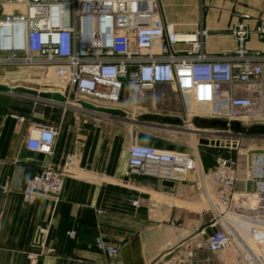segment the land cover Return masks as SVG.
Listing matches in <instances>:
<instances>
[{"label": "built area", "instance_id": "2783aa9c", "mask_svg": "<svg viewBox=\"0 0 264 264\" xmlns=\"http://www.w3.org/2000/svg\"><path fill=\"white\" fill-rule=\"evenodd\" d=\"M19 4L22 11L0 19V66L53 71L66 83L67 107L82 109L80 101L109 107L104 103H120L127 94L168 87L193 117L225 122L230 130L233 123H261L264 56L246 47L250 32L242 22L230 29L237 50L211 57L205 52L208 31H178L175 24L163 21L159 0H20ZM257 32L264 40V24ZM204 106L211 111L206 113ZM59 134L52 125L37 124L26 147L52 155ZM231 146L234 157L216 159V217L209 225L212 232L203 231L205 244L198 250L234 251L243 264H264V152L245 154L239 142ZM73 166L69 159L62 170L47 168L33 176L24 201L32 204L42 194L59 199ZM199 168L190 154L133 144L126 176L174 185ZM43 233L39 226L34 244L42 243ZM97 243L108 256L119 254L117 246H107L101 239ZM196 258L198 253L190 250L172 264H189Z\"/></svg>", "mask_w": 264, "mask_h": 264}, {"label": "crops", "instance_id": "0c3cea01", "mask_svg": "<svg viewBox=\"0 0 264 264\" xmlns=\"http://www.w3.org/2000/svg\"><path fill=\"white\" fill-rule=\"evenodd\" d=\"M159 5L163 21L175 24L178 31H208V56L221 57L237 50L238 42L230 29L241 22L250 32L246 47L264 56V40L257 32L264 24V0H159ZM50 79L52 91L41 90L42 81L6 86L64 94L66 83L56 76ZM40 100L34 101L40 113L27 116L18 114L12 103L2 102L0 92V264H172L169 260L177 247L191 241L187 239L192 234L187 235L191 231L187 222L179 225L181 211L162 206L155 196L174 194L171 192L178 184L166 187L154 178H128L129 153L113 160L105 153L110 148L101 139V128L79 119L83 114L90 118L96 113ZM37 124L52 125L60 131L52 155L26 147ZM163 148L183 152L174 144ZM69 159L74 166L60 198L42 194L27 204L24 190L28 180L47 168L62 170ZM195 159L204 165L203 159ZM212 163L216 165L215 158ZM97 179L101 182L96 183ZM132 201H139V205H132ZM39 226L44 233L42 243L36 245ZM99 239L107 246H117L119 254L110 257L100 251ZM197 253L201 259L208 256L204 249Z\"/></svg>", "mask_w": 264, "mask_h": 264}, {"label": "rangeland", "instance_id": "374dc122", "mask_svg": "<svg viewBox=\"0 0 264 264\" xmlns=\"http://www.w3.org/2000/svg\"><path fill=\"white\" fill-rule=\"evenodd\" d=\"M20 11H22V7L17 0H0V19L4 15L17 14ZM54 76L53 71L44 69L0 66V84L2 85L7 83L20 84L21 81L27 80L42 81L40 89L52 91L53 83L50 78ZM1 95L2 102L12 103L18 114L28 116L41 111L39 104L36 105L34 102L35 99L40 100L39 98L10 93H1ZM118 104L120 107L108 105L109 107L106 108L121 109L127 115L129 114L127 118L105 115L107 118L102 119L96 116L102 114H96L90 118L87 114L79 116L81 123L91 122L101 128L99 131L101 139L106 141L110 148L105 153L112 156L113 160L122 154L129 153L133 144L161 150L168 144H174L184 153L194 154L198 159H203V166L196 159L200 168L177 183V189L171 192L174 194L155 196V199L162 206H172L181 211L182 217L178 219L179 225L183 226L184 222H187L191 230L188 231L187 235L192 234L187 239L191 241L178 246L169 261L174 260L181 253H188L190 250L194 253L201 249L206 250L205 248L198 250V247L204 246L202 233L206 229L208 233L212 232L209 225L216 217L217 185L213 181L215 166H213L212 160L220 156L234 157L235 147H232L231 144L236 145L237 142H239L242 153L264 152V135L248 132L249 129L258 124L264 125V116L259 121L261 123L250 122L243 125V132L223 129L220 125H211L212 122L218 120L188 115L183 100L175 91L167 87H158L154 90L132 95L127 94L125 99ZM133 119L135 122L132 121ZM176 120L179 121L178 124L172 123ZM100 182L99 179L96 180V183ZM134 203L139 205V201H132V205ZM184 218H187L186 221ZM176 230L179 232L180 227ZM207 255L204 259L198 256L193 261H189V264H208L210 261H213L214 264L218 261L223 264H243L234 251L220 253L218 255L221 257L218 259L213 257L217 254L207 252Z\"/></svg>", "mask_w": 264, "mask_h": 264}, {"label": "water", "instance_id": "95a60500", "mask_svg": "<svg viewBox=\"0 0 264 264\" xmlns=\"http://www.w3.org/2000/svg\"><path fill=\"white\" fill-rule=\"evenodd\" d=\"M0 92L1 93H10V94H22V95H27L35 98L42 99L44 101H49V102H56L60 104H65L66 98L60 94V93H39L37 91L25 89V88H16V89H10L6 85L0 84ZM82 109L86 111H90L96 114H102V115H107V116H112V117H119V118H126L127 113L124 112L121 109H113V108H106V107H98L95 105H92L90 103L80 101L78 103ZM211 125L216 126L220 125L223 129H227L228 125L225 122H220V121H215L212 122ZM231 129L236 131V132H243V128L239 123H233L231 125ZM249 133L256 134V135H264V126L262 125H256L252 127L251 129L248 130ZM164 186L166 187H173L172 183H164Z\"/></svg>", "mask_w": 264, "mask_h": 264}, {"label": "bare ground", "instance_id": "6f19581e", "mask_svg": "<svg viewBox=\"0 0 264 264\" xmlns=\"http://www.w3.org/2000/svg\"><path fill=\"white\" fill-rule=\"evenodd\" d=\"M19 1L20 0H17V2L19 3ZM11 89V88H10ZM26 89V88H25ZM29 90H31V89H29ZM33 91H35V90H33ZM38 92V91H37ZM41 93H43V92H41ZM44 93H46V92H44ZM31 97V96H30ZM33 98H35V97H33ZM105 105H107L108 106V103H104ZM114 105H118V103H116V104H114ZM205 107V109H206V113L207 112H210L211 111V107L210 106H204ZM262 126H264V125H262ZM213 207H214V205L213 204H211Z\"/></svg>", "mask_w": 264, "mask_h": 264}]
</instances>
